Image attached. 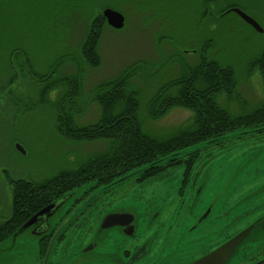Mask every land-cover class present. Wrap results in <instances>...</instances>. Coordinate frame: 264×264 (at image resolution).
Masks as SVG:
<instances>
[{"label": "rangeland", "instance_id": "rangeland-1", "mask_svg": "<svg viewBox=\"0 0 264 264\" xmlns=\"http://www.w3.org/2000/svg\"><path fill=\"white\" fill-rule=\"evenodd\" d=\"M201 2L0 0V215L4 211L9 214L11 204L12 194L6 174L12 179L41 181L106 149L107 143L102 140L77 143L59 136L55 129L56 101L65 93L66 86L58 85L40 104L38 86L27 67L21 65L27 55L37 71L48 72L60 54L76 55L88 30V18L102 13L106 7L121 12L125 24L121 29L104 27L97 49L100 65L85 67L82 94L74 104L80 113H74L79 125L92 124L100 117V106L90 101L93 88L138 60L146 61L152 69L148 77L139 76L134 80L140 91L138 115L144 122L145 131L164 136L188 123L192 114L184 109L174 108L157 121L146 119L145 109L152 93L162 83L180 74V59L173 56L180 53L182 60L196 63L198 54L194 49L206 39L211 40L210 55L232 67L237 77L240 101L221 95L218 103L236 116L252 112L263 102L261 77L258 72L248 75L246 65L252 56L264 49V0H211L209 9L218 17L226 2H232L234 7L256 20L262 32H257L232 11L212 20L207 15V19L200 23ZM111 4L113 7L107 6ZM155 64L165 66L156 70ZM75 73L73 63L64 64L55 79ZM226 140L227 147L221 150L217 147L201 148L196 167L198 171L201 169L197 182L198 198L210 200L213 195H220L221 199H229L228 194L233 189L242 193L247 191V186L250 189L254 185L252 188L256 190L264 184L253 178L255 170L264 167V131L245 133L238 130L229 133ZM244 172L250 180H244ZM182 174L183 168L180 167L157 177L159 179L156 178L154 184L155 179L138 186L134 178H130L101 198L106 199L103 203L118 201L131 187L139 190L142 197L147 198L156 191L161 196L165 190L178 187ZM4 219L3 216L0 221Z\"/></svg>", "mask_w": 264, "mask_h": 264}, {"label": "trees", "instance_id": "trees-1", "mask_svg": "<svg viewBox=\"0 0 264 264\" xmlns=\"http://www.w3.org/2000/svg\"><path fill=\"white\" fill-rule=\"evenodd\" d=\"M210 4L211 0H202L198 11L200 23L207 19V15L211 20L217 17V14L209 11ZM107 6L113 7V4ZM233 6L235 4L232 2H226L225 8L217 18L225 15ZM105 26L108 25L101 12L92 18L89 17L88 30L78 53L60 54L48 72L37 71L30 57L27 55L24 57L21 65L27 67L29 75L38 86L40 104L58 85L66 86L65 93L56 101L55 129L59 136L77 143L102 140L107 145L104 151L91 154L74 167L61 169L41 181L12 179L6 176L12 194L11 215L0 221V242L8 238L37 210L83 185H89L90 190L100 188L139 167L198 144L213 141L204 149L213 147L224 149L228 143L226 139L215 141L231 132L264 131V100L252 112L236 116L227 112L218 103L221 95L239 101L240 96L236 89L235 70L210 55L212 50L210 39L202 41L194 49L198 54L196 63H188L181 59L180 53H176L173 57L176 60L180 59L178 60L180 63L177 61L180 65V74L162 83L147 101L146 119L157 121L174 108H180L191 112L192 116L188 123L178 126L172 133L164 136H156L145 131L144 122L138 115L140 91L135 87L134 80L139 76L148 77L152 72L149 73L151 66L146 61L138 60L126 66L115 77L102 81L93 88L90 101L100 106V117L92 124L79 125L74 117L80 113L74 104L82 94L85 67L97 68L100 65L101 58L97 49ZM9 58L12 56L9 55ZM70 63L76 66L75 75L55 79L61 66ZM164 66L156 65V70ZM246 70L248 75L259 73L264 93V49L248 60ZM201 150L149 168L137 175L134 182L144 184L182 167L183 183H186L192 169L201 158Z\"/></svg>", "mask_w": 264, "mask_h": 264}, {"label": "flooded vegetation", "instance_id": "flooded-vegetation-1", "mask_svg": "<svg viewBox=\"0 0 264 264\" xmlns=\"http://www.w3.org/2000/svg\"><path fill=\"white\" fill-rule=\"evenodd\" d=\"M196 167L162 197H142L131 187L118 201L103 203L106 192L86 202L96 190L89 187L62 213L37 221L18 249L1 251L0 264H264V184L205 200L198 198ZM253 175L264 183V167ZM7 214L0 218H9L10 208ZM246 228L237 245L220 252Z\"/></svg>", "mask_w": 264, "mask_h": 264}, {"label": "water", "instance_id": "water-1", "mask_svg": "<svg viewBox=\"0 0 264 264\" xmlns=\"http://www.w3.org/2000/svg\"><path fill=\"white\" fill-rule=\"evenodd\" d=\"M234 12L236 15H238L245 23H247L248 25L252 26L257 32H262V27L260 26V24L254 20L250 15H248L247 13H245L243 10L237 8V7H233L231 9L228 10V12ZM102 16L105 18L106 23L108 24V26H110L113 29H121L124 26L125 23V17L124 15L113 9L110 7H106L103 9L102 11ZM264 129V128H263ZM262 130V129H261ZM258 130H255L254 132H257ZM246 133H248L247 131H245ZM251 133V132H250ZM227 138V135L215 142L218 141H222L225 140ZM213 141H210L209 143H202V144H198L195 146H191L188 148H185L181 151H178L176 153L171 154L170 156L164 157V158H160L158 160H155L153 162H151L150 164H146L142 167H139L127 174H125L124 176L98 188L96 191H94L93 193H91L90 195H88L84 201H88L90 199H95L96 197H98L99 195H102L103 193L114 189L115 187L119 186L121 183H123L124 181L130 179V178H134L137 175H139L140 173L148 170L149 168L152 167H156L170 159H173L175 157L178 156H182L188 153H191L193 151H196L198 149L204 148L207 145L212 144ZM17 148L23 152V149L20 147V145L17 144ZM89 188V185H83L79 188H76L64 195H62L61 197L55 199L52 203L48 204L47 206L43 207L42 209H40L39 211H37L35 214H33V216H31L25 223H23L19 228H17L8 238L4 243H0V252L1 251H6L7 253H9L12 249H18L20 247V245L18 246V243L20 241V239H24L27 236H32L30 235L28 232L30 231L32 226H35L37 224V221L40 220H48V218H50L53 215H58L60 213L63 212V210L68 206L69 202L73 199H75L76 197H78L80 194L84 193L87 189ZM216 199V198H220V195L218 196H212L211 199ZM111 216H116L118 214L116 213H112L110 214ZM205 217V215H204ZM110 218V217H109ZM34 230V228H32ZM249 231V228H246L245 230H243L241 233H239L229 244H226L225 246H223L220 250V252H223V250L225 248L231 247V246H235L237 244H235V242H237L238 240H242L246 235L247 232ZM32 238V237H31ZM17 243V244H16ZM17 246H16V245ZM16 246V247H15ZM4 252V253H6ZM4 255V254H3ZM212 258V257H211ZM212 260V259H210ZM208 259V261H210Z\"/></svg>", "mask_w": 264, "mask_h": 264}]
</instances>
